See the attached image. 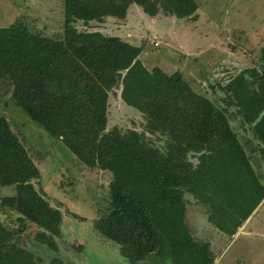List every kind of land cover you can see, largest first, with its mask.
Listing matches in <instances>:
<instances>
[{"label":"trees","instance_id":"trees-1","mask_svg":"<svg viewBox=\"0 0 264 264\" xmlns=\"http://www.w3.org/2000/svg\"><path fill=\"white\" fill-rule=\"evenodd\" d=\"M63 24L45 34L15 21L0 27V85L12 101L50 135L61 139L82 163L110 171V210L92 221L93 230L115 242L133 264L155 255L171 264H213L209 242L187 223L185 195L208 208V221L235 235L264 199L257 177L224 107L236 106L241 120L262 145L264 158V41L255 68L240 71L221 89L223 108L193 89L176 70L147 68L142 48L75 22L125 19L131 4L149 16L159 11L194 18L196 0H62ZM249 73V77H246ZM253 78V76H255ZM119 97L145 120V132L108 128V99ZM39 169L7 118L0 114V186L14 194L0 209L17 214L18 228L0 221V264H41L19 244L27 223L33 238L57 250L61 210L36 187Z\"/></svg>","mask_w":264,"mask_h":264},{"label":"rangeland","instance_id":"rangeland-1","mask_svg":"<svg viewBox=\"0 0 264 264\" xmlns=\"http://www.w3.org/2000/svg\"><path fill=\"white\" fill-rule=\"evenodd\" d=\"M194 18L178 19L159 11L149 16L131 4L125 19L106 17L102 22H75L83 31H100L140 46L141 61L147 68L160 67L167 73L180 71L193 89L210 98L217 107L223 103L221 87L242 62L257 63L264 41V0H196ZM21 21L47 34L62 30V0H0V27ZM10 90L0 85V114L27 149L39 169V187L50 203L57 206L63 220L57 250L44 248L33 236L37 227L28 224L19 244L32 249L41 264H133L121 256L118 245L98 235L92 221L107 213L110 206L108 184L111 172L82 163L64 142L50 135L12 101ZM230 126L236 132L253 169L264 185L263 158L252 133L244 131L242 120L230 117L232 107H224ZM108 128H133L145 132V120L134 108L125 105L119 91H110ZM156 141L159 135L145 132ZM14 194L13 186H0V199ZM187 223L199 241L209 242L216 264H264V203L250 215L232 237L208 221V207L185 195ZM0 221L18 228L17 214L0 209ZM153 255L147 264H160ZM171 264L170 260H164Z\"/></svg>","mask_w":264,"mask_h":264},{"label":"crops","instance_id":"crops-1","mask_svg":"<svg viewBox=\"0 0 264 264\" xmlns=\"http://www.w3.org/2000/svg\"><path fill=\"white\" fill-rule=\"evenodd\" d=\"M256 64L257 63H251V62H242L241 63V65L239 66V67H236V70L235 71H231V75L227 78V80L225 81V84H227L228 82H229V80L231 79V78H233L236 74H238L240 71H246V70H251V69H253V68H255L257 71H259V68H257V66H256ZM246 77H248V78H250L249 77V73H246V75H245ZM256 77V75L255 76H253V78H255ZM251 79V78H250ZM230 107H232V113H229V118L230 117H236L237 116V118L239 119H241V117L237 114V112H236V106H230ZM242 122H243V120H242ZM244 123V122H243ZM245 124V123H244ZM242 126H244V131H247L248 133H252V131H251V129L249 128V126L248 125H242ZM252 135V137L254 138V135H253V133L251 134ZM255 139V138H254ZM256 140V139H255ZM256 142H257V144H258V152H259V149H260V147H261V143L258 141V140H256ZM259 154H260V152H259ZM261 155V154H260ZM261 157H262V155H261ZM263 158V157H262ZM251 161V160H250ZM251 164H252V162H251ZM253 166V165H252ZM263 168H264V158H263ZM263 203H264V199L262 200V202L259 204L260 206H262L263 205ZM259 205L257 206V208L259 207ZM256 208V209H257ZM255 209V210H256ZM254 210V211H255ZM153 256V255H152ZM152 256H149V257H147L146 259H145V261H144V263H146L147 264V260L148 259H150ZM160 259V258H159ZM161 260V259H160ZM160 260H157V261H159L160 262ZM216 262H217V260L215 259L214 260V262H213V264H216ZM161 263H165L164 262V260H161V262H160V264Z\"/></svg>","mask_w":264,"mask_h":264}]
</instances>
